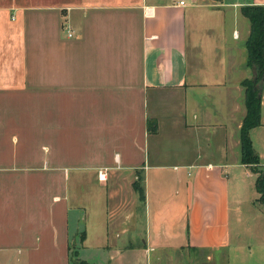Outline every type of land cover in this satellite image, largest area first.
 Here are the masks:
<instances>
[{
	"label": "crops",
	"instance_id": "crops-1",
	"mask_svg": "<svg viewBox=\"0 0 264 264\" xmlns=\"http://www.w3.org/2000/svg\"><path fill=\"white\" fill-rule=\"evenodd\" d=\"M246 5L0 0V264H264Z\"/></svg>",
	"mask_w": 264,
	"mask_h": 264
},
{
	"label": "trees",
	"instance_id": "trees-1",
	"mask_svg": "<svg viewBox=\"0 0 264 264\" xmlns=\"http://www.w3.org/2000/svg\"><path fill=\"white\" fill-rule=\"evenodd\" d=\"M242 10L251 23L250 35L246 43L247 65L255 71V78L243 81L247 114L240 130L241 153L243 162L252 165L253 171L257 173L256 186L260 193L259 200L264 203V168L259 166L260 158L253 148L250 135L251 130L261 123L262 97L259 84L264 80V5H246ZM149 127L152 132L157 131L153 121H150ZM136 188L143 200L145 197L143 188L138 184ZM76 255L72 254V258L75 257V264H88Z\"/></svg>",
	"mask_w": 264,
	"mask_h": 264
},
{
	"label": "built area",
	"instance_id": "built-area-1",
	"mask_svg": "<svg viewBox=\"0 0 264 264\" xmlns=\"http://www.w3.org/2000/svg\"><path fill=\"white\" fill-rule=\"evenodd\" d=\"M181 3L184 4V1H181ZM69 35L72 36L73 33H70ZM107 171H108L107 168H104V169L100 170V172H99V176H100V178H101L102 180H105V179L107 178Z\"/></svg>",
	"mask_w": 264,
	"mask_h": 264
},
{
	"label": "rangeland",
	"instance_id": "rangeland-1",
	"mask_svg": "<svg viewBox=\"0 0 264 264\" xmlns=\"http://www.w3.org/2000/svg\"><path fill=\"white\" fill-rule=\"evenodd\" d=\"M80 233H81V232H80ZM81 237H82V234L79 235V239H78V240H81ZM76 246H77V244L74 245V247H76ZM74 252H75V251H72L73 255H74ZM72 264H75V257L72 258Z\"/></svg>",
	"mask_w": 264,
	"mask_h": 264
}]
</instances>
